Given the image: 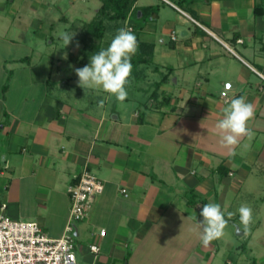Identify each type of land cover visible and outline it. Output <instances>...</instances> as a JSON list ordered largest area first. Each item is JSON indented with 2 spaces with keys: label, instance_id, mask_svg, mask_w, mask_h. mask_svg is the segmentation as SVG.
<instances>
[{
  "label": "crops",
  "instance_id": "1",
  "mask_svg": "<svg viewBox=\"0 0 264 264\" xmlns=\"http://www.w3.org/2000/svg\"><path fill=\"white\" fill-rule=\"evenodd\" d=\"M14 2L0 0L5 213L61 237L70 210L67 187L87 169L104 188L76 224L79 264H264V0H136L132 9L157 8L137 34L153 46L152 60L132 71L153 91H144L146 99L128 95L123 105L102 90L78 86L75 69L89 64L80 61L81 45L70 49L67 61L42 60L33 48L16 53L33 21L21 5L13 9ZM177 28L180 37L172 40ZM240 96L254 105V135L241 139L233 156L221 147L215 125ZM207 203L234 215L232 232L225 229L205 248L195 223ZM242 205L253 212L248 232L239 219Z\"/></svg>",
  "mask_w": 264,
  "mask_h": 264
},
{
  "label": "clouds",
  "instance_id": "2",
  "mask_svg": "<svg viewBox=\"0 0 264 264\" xmlns=\"http://www.w3.org/2000/svg\"><path fill=\"white\" fill-rule=\"evenodd\" d=\"M59 36L63 48H66L73 41L75 33L62 31ZM75 47L79 49L78 42ZM138 50L139 43L132 29L127 26L119 28L107 48L92 54L88 65L75 69L78 86L84 92L102 90L108 94L109 100L114 97L123 105L128 97L127 87L131 84L132 58ZM64 58H67V53ZM104 106L105 100L102 99L98 103V108L103 109ZM254 115V105L244 96L233 98L223 109V118L216 123L215 128L220 137L221 147L228 149L231 155H235L234 149L241 139H250L254 135L249 126ZM238 212L244 231H250L254 222L251 207L242 205ZM233 215L232 212L225 214L222 206L217 203H207L202 206L200 216L203 219L200 221L196 219L195 229L199 232L200 241L205 248L226 235L225 229Z\"/></svg>",
  "mask_w": 264,
  "mask_h": 264
},
{
  "label": "built area",
  "instance_id": "3",
  "mask_svg": "<svg viewBox=\"0 0 264 264\" xmlns=\"http://www.w3.org/2000/svg\"><path fill=\"white\" fill-rule=\"evenodd\" d=\"M175 8L189 22L206 31L190 15ZM127 22L128 19L125 24ZM171 39H175L174 32ZM221 95L225 96V92ZM103 188V183L87 169L74 177V181L67 187L70 200L69 217L59 238L48 237L37 222L10 218L5 213V205H1L0 264H79L74 246L76 224L87 217L95 197L103 192ZM122 192L125 193V190ZM104 234L102 230L101 236ZM89 249L93 253L98 252L96 245H91Z\"/></svg>",
  "mask_w": 264,
  "mask_h": 264
},
{
  "label": "rangeland",
  "instance_id": "4",
  "mask_svg": "<svg viewBox=\"0 0 264 264\" xmlns=\"http://www.w3.org/2000/svg\"><path fill=\"white\" fill-rule=\"evenodd\" d=\"M12 1L13 0H9V2ZM15 5H21L20 12L26 15L29 20L33 21L32 26L28 27L27 30L21 34V36H23V41L20 43H22L21 45H25L24 48L18 46L15 49V52L23 55V53H28V50L33 48L35 52L38 51L40 55L43 56L42 60L55 57V59L60 58L63 61H67L70 49L75 46L77 42L79 43V46L81 45V48L84 47V44L80 41L73 40L68 47L63 48L59 33L62 31L75 33L77 30V32L81 33V30L83 29L81 26H83V23H88L93 20L101 2L100 0H77L75 5L71 7V0H15L14 5L11 7L15 9ZM31 7L35 8V13H32ZM63 16L70 21V24L65 23V21L61 19ZM147 16L148 15L145 16V20L148 22L149 19ZM132 20L135 22L134 17ZM139 20L140 19H137L136 21ZM41 23H43V25L39 26ZM144 23L145 22H143V24ZM121 25L123 26V23H121ZM180 32L181 30L177 28L175 31L177 37H180ZM8 38H12L11 33H9L7 40ZM65 53H67L66 59L64 58ZM159 77H161V71L160 73L152 75V78L157 81L159 80ZM131 85V90H127L128 95L134 94L138 96L139 99H146V92L144 91L148 89H151V92L153 91L152 86L148 85V82L143 81L142 78L136 79L132 77ZM135 87L140 88V92L135 90ZM232 226L233 225L229 223V228L227 227L226 229H229V231L231 230L232 232ZM236 233L237 231L234 230V234Z\"/></svg>",
  "mask_w": 264,
  "mask_h": 264
},
{
  "label": "trees",
  "instance_id": "5",
  "mask_svg": "<svg viewBox=\"0 0 264 264\" xmlns=\"http://www.w3.org/2000/svg\"><path fill=\"white\" fill-rule=\"evenodd\" d=\"M101 5L98 8L93 20L84 23L83 29L79 34L78 40L84 44L81 62H90V56L101 49L107 48L112 38L116 35L119 28L129 26L136 35L143 27L146 14L155 13L157 8L149 6L138 9H132L136 0H100ZM184 1H180L182 4ZM260 10V8H258ZM140 11L141 17L138 18ZM135 18V22L132 18ZM128 19L127 24L125 21ZM140 19L139 21H136ZM123 23V26L121 25ZM108 35V36H107ZM138 40V38H137ZM138 53L132 58L133 68L140 65H147L152 60L153 46L139 42ZM167 79V75L163 80ZM203 202V201H202ZM251 264H255L252 260Z\"/></svg>",
  "mask_w": 264,
  "mask_h": 264
},
{
  "label": "water",
  "instance_id": "6",
  "mask_svg": "<svg viewBox=\"0 0 264 264\" xmlns=\"http://www.w3.org/2000/svg\"><path fill=\"white\" fill-rule=\"evenodd\" d=\"M232 83H227L226 88L229 89Z\"/></svg>",
  "mask_w": 264,
  "mask_h": 264
}]
</instances>
